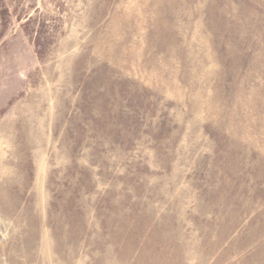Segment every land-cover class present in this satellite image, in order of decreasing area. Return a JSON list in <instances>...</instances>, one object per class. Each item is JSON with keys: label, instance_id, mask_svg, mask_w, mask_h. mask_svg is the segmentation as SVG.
Instances as JSON below:
<instances>
[{"label": "rangeland", "instance_id": "rangeland-1", "mask_svg": "<svg viewBox=\"0 0 264 264\" xmlns=\"http://www.w3.org/2000/svg\"><path fill=\"white\" fill-rule=\"evenodd\" d=\"M0 264H264V0H0Z\"/></svg>", "mask_w": 264, "mask_h": 264}]
</instances>
